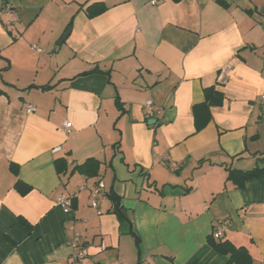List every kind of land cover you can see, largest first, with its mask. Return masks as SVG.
<instances>
[{"label": "crops", "instance_id": "1", "mask_svg": "<svg viewBox=\"0 0 264 264\" xmlns=\"http://www.w3.org/2000/svg\"><path fill=\"white\" fill-rule=\"evenodd\" d=\"M150 1L0 0V264H75L76 236L81 264H225L219 219V240L264 264V172L227 180L264 167V0ZM209 87L223 100L196 132ZM87 159L95 176L72 172Z\"/></svg>", "mask_w": 264, "mask_h": 264}, {"label": "trees", "instance_id": "2", "mask_svg": "<svg viewBox=\"0 0 264 264\" xmlns=\"http://www.w3.org/2000/svg\"><path fill=\"white\" fill-rule=\"evenodd\" d=\"M106 10V6L103 3H93L86 7L85 13L89 18H93L102 14ZM204 93V103L200 106L194 108L195 112V129L196 132H199L204 128V126L210 121L209 108L219 106L223 100V95L214 90L213 87L205 88ZM2 91L0 90V95ZM198 111L201 115L199 116ZM201 119H200V118ZM59 163H62L61 160H56L55 164L58 166ZM99 162L95 159H87L83 164L77 165L74 167L73 171H77L81 174L87 176H95L98 172ZM13 173L17 172V169H13ZM264 172V167L256 166L248 171L240 170H228L227 180L232 181L236 188L241 189L244 187L245 183L249 180L260 177ZM15 189L22 195L27 194L30 191V187L25 183L17 180ZM120 217L123 218V213L119 210ZM208 244L220 255L227 258L225 264H251L252 260L246 249L236 248L227 241H221L214 239L211 234L207 238Z\"/></svg>", "mask_w": 264, "mask_h": 264}, {"label": "built area", "instance_id": "3", "mask_svg": "<svg viewBox=\"0 0 264 264\" xmlns=\"http://www.w3.org/2000/svg\"><path fill=\"white\" fill-rule=\"evenodd\" d=\"M161 0H151L150 4L151 5H157ZM32 49H36L35 46L32 47ZM230 68L229 67H224L219 71V74L217 76V83L218 84H225L226 83V77L229 72ZM260 103L264 106V94L260 96L259 98ZM25 111L27 113H32L35 111V108L32 106H25ZM144 114L146 117V120L149 122L150 120H155L156 123L158 119H161L163 116V111L162 109L158 108L155 106L153 101L151 99H148L144 103ZM155 123V124H156ZM63 127L66 130L67 133L70 132L71 128V123L64 122ZM60 150V148H55L52 150L53 153H57ZM82 189V188H80ZM104 194V186L102 183H98L96 186L90 188V197H91V202L90 205L93 208H97V198L100 197L101 195ZM57 203L64 209L68 210L69 209V203L65 197H60L57 201ZM226 224V221L224 219H219L217 221V224L214 226L213 230V237L216 240L221 239L222 237V229L224 228ZM69 246L72 249L71 257L72 260L75 264H81L82 261L87 257V248L84 245L83 239L80 237L76 236L74 237L69 243Z\"/></svg>", "mask_w": 264, "mask_h": 264}, {"label": "water", "instance_id": "4", "mask_svg": "<svg viewBox=\"0 0 264 264\" xmlns=\"http://www.w3.org/2000/svg\"><path fill=\"white\" fill-rule=\"evenodd\" d=\"M69 33H70V27H68L67 30L64 32V34L61 36V38L59 39L57 45L60 46L65 41V39L67 38ZM148 123L150 125H154L156 123V121L155 120H150Z\"/></svg>", "mask_w": 264, "mask_h": 264}]
</instances>
